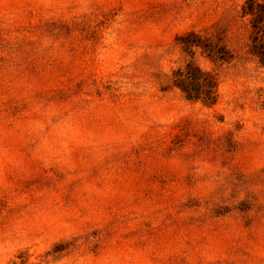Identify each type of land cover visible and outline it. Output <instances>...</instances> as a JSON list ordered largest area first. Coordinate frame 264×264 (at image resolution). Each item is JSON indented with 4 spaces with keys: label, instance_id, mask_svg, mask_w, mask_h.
Here are the masks:
<instances>
[{
    "label": "rangeland",
    "instance_id": "374dc122",
    "mask_svg": "<svg viewBox=\"0 0 264 264\" xmlns=\"http://www.w3.org/2000/svg\"><path fill=\"white\" fill-rule=\"evenodd\" d=\"M0 264H264V0H0Z\"/></svg>",
    "mask_w": 264,
    "mask_h": 264
}]
</instances>
